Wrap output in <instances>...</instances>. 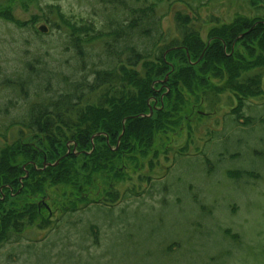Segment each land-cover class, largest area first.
I'll return each instance as SVG.
<instances>
[{
    "label": "trees",
    "instance_id": "obj_1",
    "mask_svg": "<svg viewBox=\"0 0 264 264\" xmlns=\"http://www.w3.org/2000/svg\"><path fill=\"white\" fill-rule=\"evenodd\" d=\"M161 1L102 0L108 10L98 29L91 21L65 17L56 6L58 26L67 33L65 47L82 57L89 42L100 41L108 63L94 66L81 80L61 77L58 89L51 81L54 73L43 74L33 102L27 86L29 76L39 74L37 59L24 61L27 78L24 73L17 79L6 77L3 84L11 86L24 104L21 113L9 118V107L0 109V116L7 118L0 123V245L19 241L26 228H59L64 221L56 219L55 212L73 214L119 202L117 185L124 173L119 171L118 153L136 146L149 155L156 151L159 135L169 141V133L180 129L183 94L195 104L184 105L187 120L194 106L207 108L205 116L214 114L223 97L229 105L235 102L229 125L254 120L243 110L251 99L264 96V0H245L251 15L237 14L229 23L216 21L207 29V38L201 35L202 27L189 23V15H177L178 34L171 39L161 28ZM0 14L13 21L6 8ZM11 100L9 106L18 103ZM68 147L77 153L66 154ZM88 229L97 242V227L90 224ZM44 248L50 249L48 242ZM45 250L42 258L52 264Z\"/></svg>",
    "mask_w": 264,
    "mask_h": 264
},
{
    "label": "rangeland",
    "instance_id": "obj_2",
    "mask_svg": "<svg viewBox=\"0 0 264 264\" xmlns=\"http://www.w3.org/2000/svg\"><path fill=\"white\" fill-rule=\"evenodd\" d=\"M104 5L102 0H0V10L6 8L13 20L0 14V109L9 107L7 118L21 113L24 100L3 83L23 73L28 77L23 70L26 59H37L34 64L40 67L39 74L29 76L30 102L36 100L43 74L53 72V88L58 89L61 77L81 80L94 66L105 67L109 59L100 41L89 42L82 57L65 47L67 33L58 26L61 16L55 8L98 29L108 10ZM158 14L168 39L178 34L177 15H189V23L202 27L201 35L207 38V29L216 21L250 16L251 8L245 0H162ZM225 98L212 115L202 114L207 108L192 107L187 120L184 105L195 104L183 94L180 129L169 133V141L159 133L152 154L136 146L118 153V169L124 173L117 185L119 202L73 214L55 212L62 226L43 232L26 228L19 241L0 245V264H46L42 257L47 242L45 254L52 264H264V96L251 99L243 112L254 120L239 126L229 125L235 102L229 105ZM11 99L18 102L13 107ZM7 118L0 116V123ZM72 150L77 153L68 147L66 154ZM242 171L251 174L237 175ZM50 195L57 194L51 189ZM90 224L97 227V242L89 233ZM24 245L29 248L21 250Z\"/></svg>",
    "mask_w": 264,
    "mask_h": 264
},
{
    "label": "water",
    "instance_id": "obj_3",
    "mask_svg": "<svg viewBox=\"0 0 264 264\" xmlns=\"http://www.w3.org/2000/svg\"><path fill=\"white\" fill-rule=\"evenodd\" d=\"M39 30L42 31V32H44V31H45V28H44L43 26H41V27H39ZM150 112H151V109H150ZM57 163H58V161H56V162L54 163V165L57 164ZM49 164H50V163H49ZM44 165H46V164H44Z\"/></svg>",
    "mask_w": 264,
    "mask_h": 264
}]
</instances>
